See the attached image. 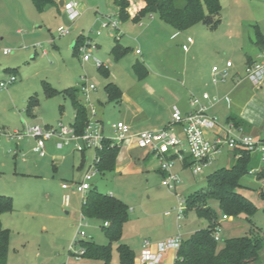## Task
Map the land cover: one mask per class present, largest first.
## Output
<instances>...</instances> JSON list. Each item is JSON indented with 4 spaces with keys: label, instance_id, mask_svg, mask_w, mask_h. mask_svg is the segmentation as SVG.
<instances>
[{
    "label": "rangeland",
    "instance_id": "374dc122",
    "mask_svg": "<svg viewBox=\"0 0 264 264\" xmlns=\"http://www.w3.org/2000/svg\"><path fill=\"white\" fill-rule=\"evenodd\" d=\"M130 3V16L144 5L143 0ZM220 3L215 26L199 21L185 30H177L156 13L140 21L122 22L113 0H80L81 14L75 20H70L62 7L48 6L39 12L32 0H0V82L12 75L17 77L7 87H0V126L6 132L0 141V194L11 196L14 201L13 210L2 215V224L11 233L7 264H59L68 258L69 246L78 234L72 213L80 216L82 195L73 189L64 190L62 183L79 180L94 159V150H88L84 156L89 159L83 169H78L82 155L73 147L59 149L54 141H48L45 154L41 155L34 152V139L19 138L17 133H24L28 126L72 123L76 111L64 93L71 87L80 89L79 99L90 115L81 88L85 81L97 86L89 95L104 120L107 137L115 135L111 124L124 117L127 109L125 103L102 105L98 100L105 97V85L110 81H117L132 103L144 111L136 119L141 123L139 131L167 121L174 104L183 112L188 109L185 93L179 101L175 97L178 92L191 90L195 85L198 93L203 90L214 93L218 88L223 94L229 85L223 88L220 82L215 86L212 68L217 65L222 69L231 60L234 67L227 80L237 75L247 78V58L259 48L255 43L257 30L264 36V0H220ZM109 15L119 20V41L130 47V52L117 62L111 53L115 36L108 30L96 34ZM61 27L69 33L60 34ZM188 37L193 43L188 44ZM78 40L81 41L77 43ZM186 44L187 51L183 49ZM5 49L11 52L5 54ZM137 49L141 55L136 54ZM85 53L90 54V60H83ZM96 59L104 64L103 68L109 66V78L99 70ZM137 60L149 69L147 77L141 80L133 70ZM246 83L252 90V84ZM46 84L57 90L55 96L46 94ZM31 103L35 104L32 114L28 111ZM261 135L264 136V131ZM121 148L118 160L128 152L125 145ZM229 157L230 152L223 151L198 176L178 165L176 171L182 182L172 190L162 184L164 174L157 171L154 156L143 164V173L121 176L108 172L97 175L93 182L96 180L99 191L112 193L128 204L129 220L121 242L129 245L139 260L147 240L153 245L178 235L185 239L207 226V221L195 211L177 220L179 203L204 187L210 173L229 166ZM260 164L257 173L264 168V161ZM256 174L244 176L242 183L246 187L239 188L258 208L255 215L230 218L213 204L223 225L219 231L220 247L226 238L264 233V198L259 194L257 183L261 179ZM254 178L256 182L251 183ZM87 222V236L83 240L107 244L101 222L89 218ZM117 245L112 246L114 263L119 262ZM174 258L168 250L161 264H173ZM257 264H264V248Z\"/></svg>",
    "mask_w": 264,
    "mask_h": 264
},
{
    "label": "trees",
    "instance_id": "16d2710c",
    "mask_svg": "<svg viewBox=\"0 0 264 264\" xmlns=\"http://www.w3.org/2000/svg\"><path fill=\"white\" fill-rule=\"evenodd\" d=\"M131 0H113L118 9L119 19L127 22L130 19L129 7ZM144 5L138 10L134 21H140L143 17L156 13L164 22L172 25L177 30H185L199 21H205L215 26L216 15L221 10L220 0H143ZM35 8L43 12L48 6L60 8L59 0H32ZM81 40H78L80 42ZM261 50H264V36L257 30L256 42ZM77 46V44H75ZM130 52L129 47L122 45L115 39L111 53L115 60H120ZM251 63V58H248ZM99 70L108 78L109 72L103 66ZM133 70L141 80L148 74L146 65L137 60L133 64ZM46 94L55 96L57 90L49 84L45 85ZM79 88L71 87L64 90L76 111L72 122L78 134H82L89 120L87 107L80 101ZM108 102L120 104L122 90L113 83L105 85ZM34 103H31L28 111L33 113ZM237 123H240L237 121ZM0 130L2 127L0 126ZM121 146L113 145L111 140L103 141L102 149L98 150L100 161L97 163L100 174L115 170ZM237 152V151H236ZM241 157L232 161L229 166L221 167L210 173L205 180V185L186 198L185 214L195 211L199 218L207 221V226L196 230L188 238H183L180 248L177 250L174 264H257L261 261V251L264 248V233L250 232V234L231 237L224 240L219 246L215 239L220 231L221 214L216 211L213 204H217L220 212L227 216L247 217L256 214L258 208L245 195L239 192L242 187L241 179L259 165V158L246 150H239ZM235 154V153H234ZM233 154V155H234ZM186 167L189 165L187 160ZM259 179H264V168L257 173ZM264 198V191L261 193ZM14 201L11 196L0 194V264H7L10 230L2 224V215L13 210ZM82 213L89 219L101 222L102 230L108 239L107 244H99L93 241L80 239V246L85 253L82 258L84 264H138L135 251L127 244L121 242L125 224L129 220V206L122 199L98 190L97 186L91 188L82 201ZM107 223V225L105 224ZM118 243L117 251L119 262H113V244Z\"/></svg>",
    "mask_w": 264,
    "mask_h": 264
},
{
    "label": "built area",
    "instance_id": "2783aa9c",
    "mask_svg": "<svg viewBox=\"0 0 264 264\" xmlns=\"http://www.w3.org/2000/svg\"><path fill=\"white\" fill-rule=\"evenodd\" d=\"M79 7L80 0H64L62 6L70 20H75L80 16ZM105 18L96 34L101 35L103 31L108 30L111 35L119 40V20L112 15ZM139 25L143 26V23L140 22ZM114 31H118V33ZM59 33L64 35L69 33V31L61 27L59 28ZM187 42L191 44L193 39L188 37ZM89 46L96 47L92 43H89ZM183 49L187 51L189 46L187 44L183 45ZM10 52V49L4 50L5 54ZM136 52L138 54L141 53L139 49ZM90 59L89 53L83 55V60L88 61ZM96 63L99 67L104 65L99 59H96ZM233 67L234 63L231 60L226 61V65L222 69L214 65L212 68L213 82L218 84L227 81ZM246 73L247 78L253 85L258 87L262 84L264 80V50L261 51L258 59L247 63ZM16 80L17 77L12 75L7 81H1L0 87L5 88ZM81 88L88 103L87 106L90 109L89 120L82 134L76 132L72 123L65 124L60 121L56 126L47 124L43 126H28L25 128L24 133H17V135L19 138L27 136L34 139L36 141L33 147L34 151L41 155L45 154V146L48 141H54L59 149L73 147L75 151L80 153H85L91 149L94 150L93 162L84 173L82 179L62 184L64 189H73L81 193L82 201L85 200L87 192L95 186L93 181L100 174L97 167V163L100 161L98 150L102 149L103 141L106 139L111 140L113 145H135L155 155L158 159L159 169L164 174L162 184L170 190L176 189L177 184L182 182L181 177L175 171V167L178 164H185L187 160L189 161L188 168L197 176L202 174L204 169L210 167L224 150L233 151L236 159L241 157L239 150H246L260 157V161H264V139L248 134L242 127L234 124L222 125L218 117L209 112L210 108L219 102V99L211 97L208 92H204L202 98L192 96L190 99L192 110L189 112H182L177 107H174L171 121L164 129L142 130L133 133L130 124L125 121H117L111 124V127L115 130V135L107 137L96 118L97 111L89 95L97 86L94 83L88 84L85 81ZM203 101H207V103ZM5 134L6 132L0 130V141ZM250 173L255 174L256 170L253 169ZM185 209L186 201L182 200L178 207V220L183 219ZM87 219L83 213L77 219L78 234L69 246L68 258L59 264H76L83 259L82 256L85 253V249L80 246L79 241L87 236ZM105 224L107 225V223ZM220 237L218 232L215 239L220 241ZM181 243L182 237L180 235L153 245L146 241L138 264H161L164 254L171 249L178 250ZM72 259L75 262H72Z\"/></svg>",
    "mask_w": 264,
    "mask_h": 264
},
{
    "label": "crops",
    "instance_id": "0c3cea01",
    "mask_svg": "<svg viewBox=\"0 0 264 264\" xmlns=\"http://www.w3.org/2000/svg\"><path fill=\"white\" fill-rule=\"evenodd\" d=\"M135 15H136V12L135 13L133 12L129 20L134 21ZM114 45H115V42L112 45V48H113ZM122 45H124V44H122ZM125 47H129V46H125ZM112 48H111V50H112ZM261 51L262 50L260 48H258V50L254 54H250L248 56V58H251V60L258 59L259 56H260ZM136 54H138V53L136 52ZM141 54L142 53H140V55ZM248 58H247V61H248ZM115 61L117 62V60H115ZM104 69H107L108 72L110 73L109 66H105ZM240 78L241 77H239L237 75V77H233L231 80H227L225 82L220 83V84H223L222 85L223 88L226 87V85H229L228 89L225 88L226 90H225V92H223V94L219 93V89L218 88L214 89V93H211V92H209L207 90H203L202 93L201 92L198 93V92H195L197 88L194 85V86H192L191 90L189 89V90H187V91H185L183 93L182 92L176 93L175 97H176L177 100L181 101L183 99V97H185V95H186V97L188 99V102H189V106H190V99L192 98V96H195V97H198V98H202V94L204 92H208L211 95V97H216V98L219 99V102L216 103L213 107H211L209 112L212 115L217 116L219 121H220V123L222 125L227 126V125H230V124H234L235 126L242 127L245 132H249V134L251 132V135H253L255 137H259L261 139H264V136L261 135V131H264V80H263L262 84L257 87L255 85H253L252 82L249 79H247V78H245V79L241 78L240 79ZM247 81L250 84H252V86H253L252 90L261 91V93H260L261 96L258 95L256 92L255 93L254 92H252V93L250 92L252 90L248 89V86L246 85ZM110 82H113V83L117 84L120 87V89L122 90V100H121L119 105H122V104L125 103L126 106H127L126 112L124 113V117H121V119L118 120V121H125L126 123L130 124L131 127H132V132L133 133L139 132L138 129H139L141 123L138 121L139 120L138 116L140 114H142V112H144V111L141 110L140 108H137L135 106V104L132 103L131 98L127 94H125V92L123 91V88L121 87V85L117 81H110ZM215 86H218V84L215 85ZM184 93H185V95H184ZM98 98H99L98 100L100 101V103L102 105H105V104H108V103L110 104V102H108V97H107V93L106 92H105V97H104L105 99L104 98H100V97H98ZM91 102H92V100H91ZM203 102L207 103V101H203ZM92 103L95 106V103L94 102H92ZM174 107L178 108V106L176 104H174L173 107H172V111L174 110ZM95 108H96V106H95ZM191 110H192V108L190 106L184 112H189ZM171 116L165 122H158V124H154L153 126L150 127L149 130H161V129H164L169 124V122L171 121ZM74 118H75V116H74ZM96 118L100 122V124H101V126L103 128V131H104L105 125H104L103 118H101L98 114L96 115ZM136 119H138V120H136ZM237 121L240 122V123H237ZM47 125H49V124H47ZM140 131H142V130H140ZM125 147H126V150L128 152L121 158V160L117 159L116 168H115V170H113L111 172H114L115 174H120L121 176H128V175H132V174L143 173L144 172L143 164H146L147 160L150 159V157H153V156L155 157V155H153L152 153L148 152L147 150H142L141 151L140 148L136 147L135 145L125 146ZM224 151H229L230 152L229 159H230V163H232V161L235 158L234 155H233L234 152L230 151V150H224ZM85 153H81L82 158H81V162L78 165V169H83L84 166H85V160L89 159L87 156L86 157L84 156ZM258 158H260V157H258ZM156 160L158 161L157 158H156ZM216 160H218V159H216ZM262 162L263 161H259L258 167L255 168L256 173H257V169L260 168V165H261L260 163H262ZM178 165H180V166H178ZM178 165L177 166L180 167L181 169L188 168V167H186L185 164H178ZM176 167H175V171H176ZM157 171L161 175H163V173L160 171L159 167L157 168ZM176 172L178 173V171H176ZM102 175H104V174H102ZM255 177L257 179H259L257 174L255 175ZM80 179H82V177ZM242 179H243V177H242ZM242 179H241V184H242V186H245L242 183ZM66 182L67 181H64L63 183H66ZM254 182H256L255 178L253 179V181H251V183H254ZM258 182L260 183V184L257 183L258 187H259L258 191H259V194L261 196V193L264 191V179H261ZM94 185L95 186L98 185L96 183V180L94 182ZM64 190H68V189H64ZM112 195H114V194H112ZM114 196H116V195H114ZM215 205H217V204H215ZM81 210H82V207H81ZM68 213L70 214L72 212L68 211ZM81 214H82V211H81ZM72 216L75 218L76 222H77V219L80 217V216L77 217V212H73ZM184 216H185V213H184ZM231 217L232 216H230V218ZM177 220H178V218H177ZM222 228H223V225L220 224V230ZM170 252H171V257H173V256L176 257L175 256V255H177V250L176 249H171ZM175 260L176 259L174 258L173 264L175 263ZM85 262H86L85 259H83V260H81L80 262H78L76 264H84Z\"/></svg>",
    "mask_w": 264,
    "mask_h": 264
},
{
    "label": "water",
    "instance_id": "95a60500",
    "mask_svg": "<svg viewBox=\"0 0 264 264\" xmlns=\"http://www.w3.org/2000/svg\"><path fill=\"white\" fill-rule=\"evenodd\" d=\"M64 4V0H59V5L62 7Z\"/></svg>",
    "mask_w": 264,
    "mask_h": 264
}]
</instances>
